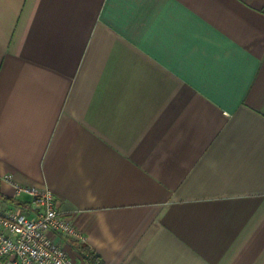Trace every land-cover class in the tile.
I'll return each instance as SVG.
<instances>
[{
    "label": "crops",
    "instance_id": "0c3cea01",
    "mask_svg": "<svg viewBox=\"0 0 264 264\" xmlns=\"http://www.w3.org/2000/svg\"><path fill=\"white\" fill-rule=\"evenodd\" d=\"M0 174L75 264H264V0H0Z\"/></svg>",
    "mask_w": 264,
    "mask_h": 264
},
{
    "label": "built area",
    "instance_id": "2783aa9c",
    "mask_svg": "<svg viewBox=\"0 0 264 264\" xmlns=\"http://www.w3.org/2000/svg\"><path fill=\"white\" fill-rule=\"evenodd\" d=\"M11 185L14 197L31 198L32 215L18 204L4 209L0 200V264H75L63 240L83 242L81 232L59 210L52 192L45 187L23 185L11 174H0Z\"/></svg>",
    "mask_w": 264,
    "mask_h": 264
},
{
    "label": "trees",
    "instance_id": "16d2710c",
    "mask_svg": "<svg viewBox=\"0 0 264 264\" xmlns=\"http://www.w3.org/2000/svg\"><path fill=\"white\" fill-rule=\"evenodd\" d=\"M81 256L85 262V264H104L102 259L93 252H88V254H85V251L81 249Z\"/></svg>",
    "mask_w": 264,
    "mask_h": 264
}]
</instances>
